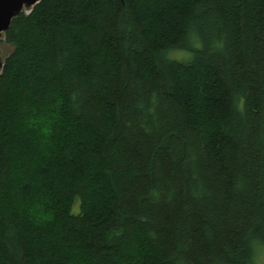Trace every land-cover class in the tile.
<instances>
[{"label": "trees", "instance_id": "16d2710c", "mask_svg": "<svg viewBox=\"0 0 264 264\" xmlns=\"http://www.w3.org/2000/svg\"><path fill=\"white\" fill-rule=\"evenodd\" d=\"M4 39L0 264L254 263L264 0H41Z\"/></svg>", "mask_w": 264, "mask_h": 264}, {"label": "water", "instance_id": "95a60500", "mask_svg": "<svg viewBox=\"0 0 264 264\" xmlns=\"http://www.w3.org/2000/svg\"><path fill=\"white\" fill-rule=\"evenodd\" d=\"M41 0H0V33H5L13 18L19 14L22 9H29L39 3Z\"/></svg>", "mask_w": 264, "mask_h": 264}, {"label": "rangeland", "instance_id": "374dc122", "mask_svg": "<svg viewBox=\"0 0 264 264\" xmlns=\"http://www.w3.org/2000/svg\"><path fill=\"white\" fill-rule=\"evenodd\" d=\"M22 11H26L28 13L29 8L25 7L24 9H22ZM12 50H13L12 46H10L5 42L4 34L0 33V72L3 67L4 60L11 54ZM201 76L202 74L199 72L193 74L190 77V79L187 80L189 85H191V87L193 85V89H198L200 85H202L203 76L202 77ZM257 250L258 251L253 264H264V247L261 246Z\"/></svg>", "mask_w": 264, "mask_h": 264}]
</instances>
